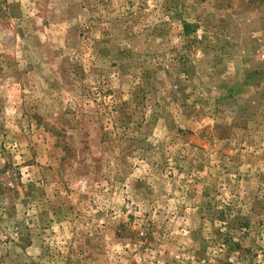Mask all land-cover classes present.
I'll return each mask as SVG.
<instances>
[{"label": "rangeland", "instance_id": "rangeland-1", "mask_svg": "<svg viewBox=\"0 0 264 264\" xmlns=\"http://www.w3.org/2000/svg\"><path fill=\"white\" fill-rule=\"evenodd\" d=\"M0 264H264V0H0Z\"/></svg>", "mask_w": 264, "mask_h": 264}, {"label": "trees", "instance_id": "trees-1", "mask_svg": "<svg viewBox=\"0 0 264 264\" xmlns=\"http://www.w3.org/2000/svg\"><path fill=\"white\" fill-rule=\"evenodd\" d=\"M183 28H184V32H185V33H189V29H188L186 23L183 24Z\"/></svg>", "mask_w": 264, "mask_h": 264}]
</instances>
